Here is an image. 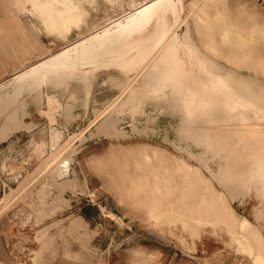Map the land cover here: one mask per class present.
I'll list each match as a JSON object with an SVG mask.
<instances>
[{"label":"rangeland","instance_id":"1","mask_svg":"<svg viewBox=\"0 0 264 264\" xmlns=\"http://www.w3.org/2000/svg\"><path fill=\"white\" fill-rule=\"evenodd\" d=\"M192 1H196L193 6L190 5ZM184 5L186 12L190 9L194 11L204 9V12L201 13L202 17H205L209 22L212 37L225 58L228 60L237 58L239 63L233 65L228 60L222 59V64L234 69L239 74L251 75L264 81V0H216L214 2L184 0ZM169 11L173 13L171 16L157 13L164 15L167 19H172L176 14L179 15L178 7L169 9ZM128 12L130 10H126V13ZM217 12H219L218 16H216ZM152 14L141 21V25L132 32L111 34L106 43L85 47L84 50L83 47H80L66 59L58 61V63L56 61L49 63L47 66L51 71L37 79L35 84L30 85L29 90L20 89L16 96L10 97L11 94L9 97L7 96L15 86H27L28 79L25 78L21 82H18V79L6 82L0 87V113L3 112L0 114V127H4L8 118L13 119L12 112L15 109H19L18 112L21 114L22 102L26 101V108L29 111V115L24 118L26 123H34L41 127L43 124L47 125L51 122L62 134V137L80 131H84L85 136V141L82 144L77 142L69 146L72 150L71 148L76 145L77 150L71 151L70 154L66 153V159H63L62 163H58V165L68 161L70 171L72 172L74 169L76 177L81 182L86 180L88 190L86 193H82L79 191V187L78 191H75L77 189L66 186L67 179L72 178L70 173L61 179L60 177L53 179L50 175L44 176L49 179L44 182V187L47 184L51 187L46 193L49 192V195H52L54 190L57 193L49 207L43 211L35 212V224L38 225L45 219L50 220L40 226L41 228L32 229L30 241L33 245L30 250L33 255L24 256L23 264L25 262L26 264L41 262L42 264H53L54 259L62 251L63 255L70 254L73 257V252L79 254L82 261H79L78 257H74L75 261L65 259L67 262L75 264H85L88 258L95 256L98 260L96 264H148L155 260L148 251L158 244H161L162 248L167 246L175 248L178 260L183 257L188 263L193 264H217V261H208L207 259L215 258L211 256L212 253H238L233 247L235 245L228 233V226L223 223L203 222L198 225L188 222L184 224L176 214L173 216L167 211L161 213L160 208L150 211L154 203L152 199L160 197V195L145 187V184L151 179L146 177L145 173L148 172L142 168L145 161L138 154L141 147L154 148L158 151L156 156L150 157V164L161 163L163 167L169 168L174 166L175 158L187 160L185 155L191 152L205 156L204 161H201L205 166L204 173L209 177L218 173H226L223 178L233 184L242 195V199L244 198L242 203H233L225 194L226 205L234 210L235 218L241 219L242 216L247 218L264 237V111H257L255 114L256 124L253 134H255L257 142L252 143L248 151L244 148L240 150L238 146L232 145L235 143L232 141L234 130L223 129L227 123H231V118L228 117L223 106L230 105V101L236 95L232 92L223 96L218 95L217 89L209 88L210 84H214L220 89L222 86H228L230 82L225 80L226 78L222 74L212 76L211 71L215 69L204 61V58L199 54L200 48L195 44L186 43L185 51L181 56L176 55L175 49H171L170 54L161 63H157V68L150 78V82H155V88L144 93L141 98L135 97L132 102H128L125 107L114 113L115 119L108 126L106 135L96 134V124L95 122L91 123L95 119L93 115L96 108L117 96V89L113 87L116 85L115 82L125 83L146 62L165 38V32H156ZM103 17L104 13L101 11L94 20L102 22ZM25 24L28 31L33 32L31 23L26 21ZM225 30L229 37L226 41L223 39ZM152 32L155 33L152 34ZM158 32L162 33L158 34ZM155 37L158 38L153 40ZM76 38L77 32L73 31L69 40L74 41ZM188 38L190 41V37ZM34 43L36 47L42 48L40 52L43 53L45 49L48 51L58 50L64 45L60 40L41 31L40 37L35 38ZM47 54L45 57L39 56L41 60L44 57L43 63L50 62L46 57ZM36 59H31V61L34 62ZM10 62L11 66L16 64L18 69L29 65L23 63L22 66L17 67L18 63ZM6 65V68H9V64L6 63ZM0 68L2 67L0 66ZM15 70L12 68L6 73L12 74ZM54 71L57 72L54 73ZM6 73H2L0 78H4ZM8 78L10 77L5 79ZM147 86L146 82L142 87L147 88ZM32 88L34 89L32 90ZM204 88L213 91L214 101L208 104L207 102L203 103L201 97ZM41 91L43 94L39 93ZM194 91L198 96L195 99H193ZM49 94L50 98H55L56 103L59 104L53 122L48 120L47 116L39 115L38 112L46 109L48 100L45 96ZM136 105L138 108L135 107ZM3 115L8 116L3 118ZM193 122H195V127H193ZM134 126L139 130L151 131V133L133 132ZM33 129H18L12 132L8 138L18 140L17 150L24 149L30 139L28 131ZM111 129L124 131L126 136L109 137ZM184 129L190 133L187 139L183 137ZM22 130H26V132ZM200 134L203 135L201 140H199ZM195 137L198 138V141ZM5 141L7 139L2 142ZM33 151L34 149L30 154L27 153V156L24 157L27 159H23L21 165L19 163L20 171L29 174L38 165L42 155L34 156ZM196 154H194V158H196ZM220 154L222 157L219 158ZM229 155L232 156L229 157ZM190 163L195 166L198 164L194 161ZM219 163L221 164L219 165ZM138 164L140 168H138ZM19 165H14V168L17 166L19 168ZM172 170L175 172L174 168ZM0 171L6 174L5 171H2V166ZM37 183L39 182H34L33 188ZM248 183L254 186L251 187ZM213 185L218 193L222 191L215 183ZM42 191L41 189L37 195ZM65 192H72L74 195L80 194L82 201L87 200L89 204L98 207L101 213L100 218L107 226L106 228L117 234L110 249L106 250L105 242L100 245L101 249L96 248L94 244L90 246L88 229L84 228L85 224L82 222L72 230L77 238L64 232L65 228L69 229L68 225L75 217H69L73 215L70 212L58 214L51 210L54 209L52 204L58 194H60L59 204L60 201H62L61 204H64V201L68 203V197H66L67 200L63 198ZM29 193L30 191L24 192L20 199ZM163 194L161 195L163 199L158 204L161 207L167 205V200L170 199L169 193L165 191ZM217 208L222 213V208ZM236 229L238 230L237 227ZM80 233H84L85 238ZM143 236L154 237L159 242H150L147 244V248H144L142 239H140ZM79 237L83 240L87 239L89 243L85 242L84 246L80 242V245ZM83 246L84 248H82ZM113 249L116 252L109 263L108 256L113 254ZM79 250L82 253L77 252ZM139 251H143V254H140ZM24 255L26 254L24 253ZM38 255L43 259L37 260ZM0 264L2 263L0 262Z\"/></svg>","mask_w":264,"mask_h":264},{"label":"bare ground","instance_id":"2","mask_svg":"<svg viewBox=\"0 0 264 264\" xmlns=\"http://www.w3.org/2000/svg\"><path fill=\"white\" fill-rule=\"evenodd\" d=\"M204 1L214 2L216 0ZM195 3L196 1H192L190 5L193 6ZM177 7L179 8V15L176 14L172 19H167L164 15L160 14L164 13L166 16H171L173 13L169 11V9ZM126 10H130V12L126 13ZM101 11L104 13L102 22L94 20ZM110 11H112V13H110ZM203 12L204 9H202V11L190 9L186 12L184 0H0V66L2 67L0 68V75L6 73L9 69H17L12 74L6 73L7 75L4 78H0V87L6 82H12L16 79H18V82H21L22 79L25 78L28 79L27 86H15L14 90L9 92L7 96L9 97L10 94V97L16 96L20 92V89L29 90L28 88L30 85L51 71L47 66L49 63L54 61L58 63V61L66 59L70 54L74 53L73 51L80 47H83L84 50L85 47L106 43L108 41V36L111 34L125 33V31L126 33L132 32L137 29L141 25V21L146 19L151 13H153L151 17L157 13L153 16L156 32H165V38H163V41L146 62L131 75L125 83L115 82L116 85H113V87L117 89V96L107 100L102 106L96 108L93 115L95 119L91 122H95L96 124V134L106 135L108 126L115 119L114 113H117L119 109L125 107L128 102H132L135 97L141 98L144 93L155 88V82H150V78L157 68V63H161V61L170 54L171 49H175L176 55L181 56L185 51L186 43H193L200 48L199 54L204 58V61L215 69L211 71L212 76L215 77L217 74H222L223 77L226 78L225 80H229L228 82H230V84L228 86H222L219 89L214 84H210L209 88L212 90L217 89L218 95L222 96L224 94H230L231 92L235 93L236 96L230 101V105L223 106V109L228 113V117L231 118V123H227V126L223 129H233L232 141L235 143L232 145L238 146L240 150L244 148L248 151L249 146L257 142V138L255 134H253L256 124L255 114L257 111H264V81L251 75L245 76L239 74L234 69L228 68L222 64V59L226 61L228 59L225 58L223 52L213 39L211 26L206 18L202 17L201 13ZM218 14L219 12L216 13V16H218ZM26 21L31 23L33 32L28 31L26 28ZM250 30L252 31V29ZM40 31L54 39L60 40L64 45L58 50L48 51L45 49L44 53L40 52L42 48L34 45V39L40 37ZM73 31L77 32V38L74 41H70L69 38ZM153 33L155 32H152V34ZM161 33L162 32H158V34ZM188 37H190V41ZM157 38L158 37H155L153 40ZM223 39L225 41L229 39L227 30L223 33ZM45 54H47L46 57H48V61H50L48 63L42 62ZM39 56L44 57L41 60ZM34 58L37 59L34 62L33 60L31 61V59ZM232 59L233 60H228V62L233 65L239 64L237 58ZM10 61L18 63L17 67L22 66L23 63L29 65L18 69L16 68V64L11 66ZM6 63L9 64V68H6ZM55 72L57 71H54V73ZM6 77L10 78L5 79ZM146 82L148 83L147 88L142 87ZM33 89L34 88H32V90ZM39 93L43 94L42 91ZM193 93V99H195L197 93L195 91ZM201 94L203 103L207 102L208 104L214 101L213 91L208 88H204ZM45 97H47L46 99L48 100L46 101V109L38 112L40 113L39 115L44 117L47 116L49 118L48 120H52L53 122L59 104L56 103L55 98H50V94ZM25 102L26 101L22 102V110L20 109L21 114L18 112L19 109H15L14 112H12L13 119L8 118L7 120L8 122L11 120L13 122H6L3 128L0 127V142L6 139L8 140L10 134L18 129H34L28 131L30 139L26 143L24 149H16L15 156L13 157H7L8 155L6 154L1 157L2 171H13L11 175L13 179H17L21 175V161L27 159L24 158L27 156V153L30 154L31 150L34 149V156L42 155V157H40L41 159L33 171L24 177V181L18 183L17 189H11L10 192L5 194L0 200V215L15 198L18 201L22 200L23 198L20 199V197L26 191L25 187L27 185L29 186L31 183L34 184L35 179H38V177L42 179V177L44 178V176L47 177L50 175L53 179L56 177H60L61 179L63 176H67V173H70L72 174V178L69 177L67 179L65 182L66 186L77 189L75 191H78L79 187V191L82 193H86L88 190L86 180L83 182L78 180L75 170L73 169L72 172L70 171L68 161H65V163L60 166L58 165V163H62L63 159H66V153L70 154L71 151L74 152L77 150L76 145L70 150L69 146L71 144L77 142L82 144L85 141L84 131L72 134L69 133L67 137H62V134L51 122L47 125L43 124L41 127L34 123H26L24 118L29 115V111L26 108ZM135 107L138 108V105ZM3 116V118H5L8 115ZM193 127H195V122H193ZM111 130L112 132L109 137L120 138L126 136L124 131L117 129ZM22 131L26 132V130ZM132 131L143 134L151 133V131L145 129L139 130L135 126ZM189 134L188 130H183L184 138H189ZM202 137L203 135L200 134L199 140H201ZM195 139L198 141L197 137H195ZM17 143L18 140L12 139L13 146ZM140 149L138 154L145 161L142 168L148 172L147 174L145 173L146 177L151 179L145 184V187L150 189L153 193L160 195V197H154L152 199L154 203L150 211H155V208H160L161 213L167 211L173 216L176 214L184 224L188 222H194L198 225L203 222L223 223L228 226V233L231 235V239L235 245L233 247H235L236 251L250 258L253 264H264V237L247 218L242 216L241 219H236L234 210L226 205L227 198L233 203H242V201H244V198L242 199V195L239 194L237 188L223 178V175L226 173H218L210 177L206 175L203 171V169L205 170L204 163L201 162L204 161L205 156H199V153L196 154L195 152H191L185 155L187 160L175 158L174 166L169 168L163 167L161 163L150 164V157L156 156L158 153L156 149L148 147H141ZM29 154L28 156H30ZM194 154H196L195 157L197 159L194 158ZM231 156L232 155H229V157ZM218 157H222V154ZM191 161L198 163L197 166L192 165L190 163ZM15 162H20L16 172L13 167ZM220 164L221 163H219V165ZM137 166L140 168L139 164ZM173 168L175 172H173ZM213 183L222 190L220 193L217 192ZM248 185L251 187L254 186L250 183H248ZM33 186L34 185H32L31 188H33ZM45 186L46 187L42 188L43 191L37 195L39 196L37 198V203H43L47 198L48 193H46V190L51 187L48 186V184ZM56 186L58 187V185ZM244 189L247 188L244 187ZM165 191L169 193L170 199L167 200V205L161 207L158 204L161 203L163 199L161 195H164L163 192ZM59 193L61 194V192ZM60 194H58L53 201L52 207L54 209L58 208L62 202L60 201L59 204ZM64 205L68 206V203L64 201ZM217 207L222 208V213ZM81 222L85 224L80 217L73 218L68 225L69 229L67 230V228H65L64 232L75 236L72 230L76 225L81 224ZM80 234H83L82 237L85 236L84 233ZM93 235H96V233ZM75 238L77 237L75 236ZM78 240H80L79 243L81 242L84 246L86 245L85 242H88L87 239H84V241L83 238L80 237ZM47 243L49 244V241ZM84 246L82 248H84ZM73 254L74 257H80L79 254L74 252ZM62 256L66 260L75 261V258L70 254H62ZM4 257H6V255ZM37 257V260L40 261L42 256L39 258L38 255ZM79 261H82V259L79 258ZM46 263L49 262L46 261ZM39 264H42V262Z\"/></svg>","mask_w":264,"mask_h":264},{"label":"crops","instance_id":"3","mask_svg":"<svg viewBox=\"0 0 264 264\" xmlns=\"http://www.w3.org/2000/svg\"><path fill=\"white\" fill-rule=\"evenodd\" d=\"M18 143L13 146L11 138H9L7 141L0 143V169H1V157L4 156V154L8 155L7 157H13L15 156V151L18 148ZM8 150V151H7ZM20 163V162H19ZM19 163L15 162L14 165H19ZM14 167V166H13ZM24 167V165H23ZM15 172L18 170V167L14 168ZM11 172H6V174L1 173L0 171V200L3 198L5 194H8L11 189L15 190L18 187V183L21 181H24V177L27 176V173L21 171V175L17 179H13ZM80 178V177H79ZM40 179V180H39ZM81 179V178H80ZM39 180V181H37ZM39 182L35 186V188L32 187V183L25 187V192L30 191L29 194H27L25 197H23L24 200H15L8 204V206L3 211V214L0 216V262L7 264H23L22 260L24 256H31L33 255L31 252L32 243L30 241V236L32 235V229L35 228H41L44 223H46L50 219H45L40 224H35V212L43 211V209L49 207L51 200H53L54 196L56 195V191L54 190L51 197L49 192H47V198L43 203H37V196L38 192L44 188V182L49 181V179L38 177L36 178L34 182ZM32 190H29V189ZM47 191V190H46ZM35 196H33V195ZM80 194L74 195L72 192L64 193L63 198L67 200L66 197H68V206H65L64 204H60L58 208L52 209L51 212H57L58 214H66V213H72L73 215H70V217H80L83 222L85 223V229H88V233L90 236V246L91 244L95 245L96 248H100V245L105 242L107 248L106 250L110 249L112 247V244L115 242L116 232L109 231L104 225V222L101 220L100 215L101 213L98 210V207L94 204H89L87 200H81ZM17 202V203H15ZM13 204V205H12ZM11 205V206H10ZM10 206V207H9ZM8 208V209H7ZM60 216V215H58ZM83 231V230H81ZM96 235H93L95 234ZM22 235V236H21ZM130 237V236H128ZM148 237V238H147ZM141 242L143 243V247L147 248V244L150 242L158 243L159 241L154 237L149 236H143L140 237ZM105 240V241H104ZM98 242H100L98 244ZM159 245V244H158ZM156 246L155 248L151 249L150 252L154 256V261L150 262L148 264H193L188 263L186 260L177 259V250L175 248H171V246H167L165 248H162L161 244L159 246ZM108 246V247H107ZM113 254H109L111 256H108L109 263L110 259L112 260L114 258V254L116 250H112ZM81 252V250L77 251ZM24 253L26 255H24ZM62 252H60L59 256H57L56 259H54L53 264H75L72 262H67L64 257L62 256ZM140 254H143V251H139ZM3 255V257H2ZM6 255V257H4ZM13 255V256H12ZM212 257L215 258H207L208 261H217V264H253L252 260L248 258L246 255L240 254V253H231V254H225V253H212ZM9 257V258H8ZM21 257V258H20ZM3 258V259H1ZM6 258V259H5ZM97 257L94 258H88V261L85 264H96L97 263ZM4 260V262H3ZM8 260V261H7ZM21 260V261H20ZM29 260V259H27ZM10 261V262H9ZM26 264V262H25ZM205 264V263H204ZM208 264V263H206Z\"/></svg>","mask_w":264,"mask_h":264}]
</instances>
